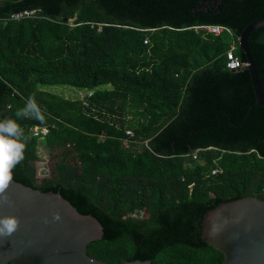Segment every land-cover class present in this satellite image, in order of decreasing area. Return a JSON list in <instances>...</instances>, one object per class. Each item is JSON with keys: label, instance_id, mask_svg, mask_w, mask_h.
<instances>
[{"label": "trees", "instance_id": "obj_1", "mask_svg": "<svg viewBox=\"0 0 264 264\" xmlns=\"http://www.w3.org/2000/svg\"><path fill=\"white\" fill-rule=\"evenodd\" d=\"M258 18L264 0H0V118L33 94L47 109L43 134L29 131L39 121H18L30 140L14 179L97 218L91 257L216 264L223 253L201 238L203 212L264 199V106L249 109L247 68L225 66L231 41L245 60L237 35ZM201 23L228 30L191 27ZM247 44L264 87V24ZM42 84L86 91L69 98ZM39 143L55 156L37 181Z\"/></svg>", "mask_w": 264, "mask_h": 264}, {"label": "water", "instance_id": "obj_2", "mask_svg": "<svg viewBox=\"0 0 264 264\" xmlns=\"http://www.w3.org/2000/svg\"><path fill=\"white\" fill-rule=\"evenodd\" d=\"M263 24L264 18L254 19L237 35L245 57L241 67L247 68L254 93L249 109L264 106V87L247 44L249 31ZM7 194L9 202L0 204V216L14 215L20 225L11 236L0 237V264H150L148 258L109 263L88 255L86 244L101 237L102 226L57 190H39L14 179ZM201 238L222 251L216 264H264V199L242 195L218 201L203 212Z\"/></svg>", "mask_w": 264, "mask_h": 264}, {"label": "clouds", "instance_id": "obj_3", "mask_svg": "<svg viewBox=\"0 0 264 264\" xmlns=\"http://www.w3.org/2000/svg\"><path fill=\"white\" fill-rule=\"evenodd\" d=\"M47 109L36 100L35 95H29L23 107L18 108L12 117L0 118V204L9 202L7 191L14 181V169L22 163L30 137L18 121L23 119L39 121L46 124ZM59 214H53L58 220ZM20 220L14 215L0 216V237H9L18 230Z\"/></svg>", "mask_w": 264, "mask_h": 264}, {"label": "built area", "instance_id": "obj_4", "mask_svg": "<svg viewBox=\"0 0 264 264\" xmlns=\"http://www.w3.org/2000/svg\"><path fill=\"white\" fill-rule=\"evenodd\" d=\"M35 8H22L19 10H15L9 14V18H19L23 16H30L32 14H35ZM191 27L193 29H200L205 32H210L213 34H217L221 32L222 30H228V27L222 25V24H216V23H201V24H192ZM145 40V39H143ZM236 42L231 41L228 45V48L225 50V66L227 68H239L244 64V61L240 60L239 57L236 55L234 48H235ZM89 93V92H88ZM47 130L46 126L43 125H33L29 128L30 134L32 135H39L45 133ZM127 133H130L128 129L125 130ZM197 148L191 152L192 158H197L196 154ZM215 169H212L211 172H213Z\"/></svg>", "mask_w": 264, "mask_h": 264}, {"label": "rangeland", "instance_id": "obj_5", "mask_svg": "<svg viewBox=\"0 0 264 264\" xmlns=\"http://www.w3.org/2000/svg\"><path fill=\"white\" fill-rule=\"evenodd\" d=\"M105 86V85H103ZM103 86H98V87H103ZM42 88L48 89L51 91H54L62 96L73 98V97H79L81 93L86 91V88L84 87H74L69 84H42ZM37 153V160L35 161V166H36V180L41 176H47V166H49L54 159V156L52 154H49V149L45 147L43 143H39L38 147L36 149Z\"/></svg>", "mask_w": 264, "mask_h": 264}]
</instances>
